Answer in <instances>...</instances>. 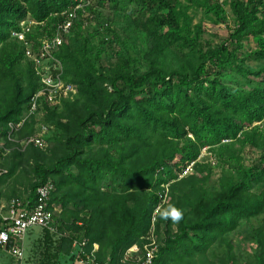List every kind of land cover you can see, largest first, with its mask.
Instances as JSON below:
<instances>
[{
	"label": "trees",
	"instance_id": "trees-1",
	"mask_svg": "<svg viewBox=\"0 0 264 264\" xmlns=\"http://www.w3.org/2000/svg\"><path fill=\"white\" fill-rule=\"evenodd\" d=\"M80 3L0 0V134L20 120L39 88L27 49L36 53L68 20L72 28L55 55L64 79L77 87L73 99L46 106L42 121L53 126L48 137L56 131L52 145L8 155L0 184L20 177V169L33 173V205L38 188L53 182L49 203L66 235L43 230L60 238L58 251L66 255L84 236L88 252L97 245L96 262L117 264L135 244L143 253L154 228L160 241L156 264H264V0H232L234 33L206 50L203 24H194L190 10L223 21L227 11L220 0H91L78 8ZM106 6L104 19L98 9ZM133 6L140 7L134 31L151 41L145 70L135 65L126 41L125 52L99 47L112 40L107 22L114 12ZM251 39L256 46L240 57ZM224 69L248 87L225 83ZM37 131L32 118L19 135ZM206 147L211 155L203 160ZM248 150L255 154L249 164ZM169 205L183 211L179 223L161 218ZM245 223L255 248L243 262L233 235Z\"/></svg>",
	"mask_w": 264,
	"mask_h": 264
},
{
	"label": "built area",
	"instance_id": "built-area-1",
	"mask_svg": "<svg viewBox=\"0 0 264 264\" xmlns=\"http://www.w3.org/2000/svg\"><path fill=\"white\" fill-rule=\"evenodd\" d=\"M83 1L84 3L78 4V8L86 5V2L88 4L91 2V0ZM72 17H76L75 12L72 13ZM72 25L73 20L59 24V29L54 33L53 37L45 38L36 53L31 48L26 51V55L34 62L35 71L39 78V88L33 94L27 108L20 116V120L9 123L6 136L0 134V177L8 173V169L3 166V162L9 154L17 150L24 151L31 145L45 149L48 145L46 134L49 133L53 126L40 120L39 114H44L47 105H58L64 99H73L76 94V85L64 79L63 63L55 55L56 49L63 43ZM23 36V34L20 35L21 38ZM32 118L37 120V125L40 122L37 133L20 137L18 135L19 132L26 122ZM192 165L186 168L182 176L187 175L192 170ZM54 188L51 180L39 187L37 191L39 198L33 205L28 195L24 197L16 196L0 202V250L13 256L16 264H24L26 240L33 229H48L52 233L66 235V233H61L56 226L55 213L52 210L54 206L50 207V195ZM162 193V203L165 204L168 200L169 185H165ZM162 206L161 204L157 211ZM153 219L155 224V217ZM145 239L147 243L144 246L143 253H141L140 247L135 244L127 250L122 260L117 264H156L160 241L154 228H152ZM89 244V239L84 236L75 238L73 242L74 252L83 263L115 264L112 262H96L97 245L94 244L93 250L88 252L86 248Z\"/></svg>",
	"mask_w": 264,
	"mask_h": 264
},
{
	"label": "rangeland",
	"instance_id": "rangeland-1",
	"mask_svg": "<svg viewBox=\"0 0 264 264\" xmlns=\"http://www.w3.org/2000/svg\"><path fill=\"white\" fill-rule=\"evenodd\" d=\"M220 1L225 4L227 11V19L223 21L217 22L214 21V19L206 18L202 9L192 8L190 10L191 14L194 16V24L198 22H202L203 24V34L200 42L203 44L205 50L208 49L210 45L215 46L221 44L224 41H229L231 34L234 33L236 28L235 15L233 14L230 6V2L232 0ZM86 4H88V2H86ZM139 8L140 7L133 6L130 7L127 12H114V18L112 19L113 21L108 20L107 22V26H111L113 28V32L111 33L112 40L110 41V44L104 45L99 43V40H97V42L99 41V47L107 49L109 54L110 52L115 54V52L127 51L124 47V42L126 41V47L129 49L130 54L133 56V58H137L135 65L139 67V69L145 70V63L142 59L145 52L150 48L151 41L146 38L145 34L141 30L134 31L135 28L132 20L135 14L139 11ZM98 10L103 11L104 14L102 16L105 17L104 19H106L110 13L108 6L104 8L101 7V9ZM22 24H24V22ZM244 44V48L239 53L240 57L242 58L244 57L245 52L256 46V43L252 39L244 41ZM103 62L106 63L107 60L105 59ZM246 64L252 68L259 67V64L252 60H247ZM224 72L226 74L225 77H223L225 83H232L239 87H248L245 85V83H239L237 76L232 72H229L228 69H224ZM62 107L63 106H60L59 108L61 109ZM39 118L40 120H44V114H39ZM37 127H40V122L38 123ZM54 131L51 132L49 137L48 133L46 134L48 145L45 147V149H47L49 145H52ZM210 155L211 154L208 151V148H204L201 156L202 159L207 160L210 158ZM246 157L248 159L246 162L249 164V161L255 158V154H252L248 150ZM220 171V167L216 168V174L214 176L215 179L218 178ZM17 175H20V177H13L0 184V194L4 199H8L13 196L24 197L30 194L31 190L29 184L35 180V175L33 173L25 174L23 173L22 169L17 172ZM55 212L56 216L60 217L62 207L58 206V209ZM255 223L257 224V222ZM251 230V224L245 223L233 235L235 248L241 255L243 262L247 260L248 254L251 255L255 248V244L253 243L250 234ZM60 244L61 242L58 236H51V238H48L47 232L42 228L33 229L26 240L24 264H86L78 258L74 251L70 255H66L64 252L58 251ZM0 264H16V262L13 256L0 250Z\"/></svg>",
	"mask_w": 264,
	"mask_h": 264
},
{
	"label": "clouds",
	"instance_id": "clouds-1",
	"mask_svg": "<svg viewBox=\"0 0 264 264\" xmlns=\"http://www.w3.org/2000/svg\"><path fill=\"white\" fill-rule=\"evenodd\" d=\"M160 216L164 220L171 219L173 223H179L184 219L183 211L174 205H169L168 208L160 213Z\"/></svg>",
	"mask_w": 264,
	"mask_h": 264
},
{
	"label": "crops",
	"instance_id": "crops-1",
	"mask_svg": "<svg viewBox=\"0 0 264 264\" xmlns=\"http://www.w3.org/2000/svg\"><path fill=\"white\" fill-rule=\"evenodd\" d=\"M4 200V198L3 197H1L0 198V202H2ZM5 200H9V198L8 199H5ZM80 261V260H79ZM81 262V261H80Z\"/></svg>",
	"mask_w": 264,
	"mask_h": 264
}]
</instances>
